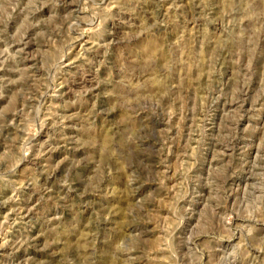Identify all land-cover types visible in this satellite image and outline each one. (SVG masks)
<instances>
[{
	"label": "rangeland",
	"instance_id": "1",
	"mask_svg": "<svg viewBox=\"0 0 264 264\" xmlns=\"http://www.w3.org/2000/svg\"><path fill=\"white\" fill-rule=\"evenodd\" d=\"M0 264H264V0H0Z\"/></svg>",
	"mask_w": 264,
	"mask_h": 264
}]
</instances>
